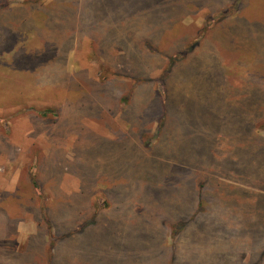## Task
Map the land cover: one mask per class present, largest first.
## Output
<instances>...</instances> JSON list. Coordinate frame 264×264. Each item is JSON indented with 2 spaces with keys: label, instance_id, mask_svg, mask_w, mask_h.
Returning <instances> with one entry per match:
<instances>
[{
  "label": "rangeland",
  "instance_id": "rangeland-1",
  "mask_svg": "<svg viewBox=\"0 0 264 264\" xmlns=\"http://www.w3.org/2000/svg\"><path fill=\"white\" fill-rule=\"evenodd\" d=\"M0 142V264H264V0H0Z\"/></svg>",
  "mask_w": 264,
  "mask_h": 264
},
{
  "label": "crops",
  "instance_id": "crops-1",
  "mask_svg": "<svg viewBox=\"0 0 264 264\" xmlns=\"http://www.w3.org/2000/svg\"><path fill=\"white\" fill-rule=\"evenodd\" d=\"M12 148H11V147ZM12 151L16 150H23V146L17 145V143L12 142V144L9 145ZM7 144L6 143H1L0 142V222H1V228L2 226L6 230L7 233V226L9 225L10 221L7 219V214L10 213V211L13 210V207L9 203V199L11 198H18L22 199L24 197V189L26 191H30L29 187L31 188V184L28 183L29 180V175L26 177H22L20 170L16 167L17 165L22 166V163H19V159L16 160L15 162H11V156L9 153H7ZM11 162V163H10ZM13 165L16 167L14 171H11V173H2L1 169L3 168L4 170L9 169L8 165ZM26 187V188H25ZM16 200V199H15ZM21 203V202H19ZM21 206H23L21 204ZM8 222V223H7ZM21 222V218L17 220V223L15 224V229H16V234L18 235V224ZM5 226H4V225ZM15 232V230H14ZM9 233L4 236V238L8 237ZM4 238H0V246H3L4 243Z\"/></svg>",
  "mask_w": 264,
  "mask_h": 264
},
{
  "label": "trees",
  "instance_id": "trees-1",
  "mask_svg": "<svg viewBox=\"0 0 264 264\" xmlns=\"http://www.w3.org/2000/svg\"><path fill=\"white\" fill-rule=\"evenodd\" d=\"M43 114L45 115V113H43ZM28 180H29L28 183L31 184V188L29 187L30 191L29 190L24 191L25 193H24V197H22V199H20V197H19V200H18V198L9 199V203L13 207V210L10 211L9 214H7V219L10 221L9 225H6L8 228L7 233H9V236L4 238V243H3L2 247H4L3 250H7L9 252H12V254L14 256V257H12V261L21 259L19 257H15V254L19 255V256L21 254L14 247V244L16 243V238H17L15 224L17 223L18 219H20V218L22 219V217L24 215H26L29 208L35 203L36 197L42 198L41 186L39 185L35 175L29 176ZM19 202H21V203H19ZM21 204L23 206H21ZM28 213L33 214L32 212H29V211H28ZM44 221L47 224L49 222L46 218L44 219ZM14 230H15V232H14Z\"/></svg>",
  "mask_w": 264,
  "mask_h": 264
}]
</instances>
